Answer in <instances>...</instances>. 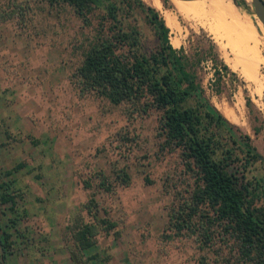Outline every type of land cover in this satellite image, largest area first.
Masks as SVG:
<instances>
[{
	"label": "rangeland",
	"instance_id": "1",
	"mask_svg": "<svg viewBox=\"0 0 264 264\" xmlns=\"http://www.w3.org/2000/svg\"><path fill=\"white\" fill-rule=\"evenodd\" d=\"M142 1L153 7L151 0ZM159 1V15L165 19V10L174 17L175 30L164 20L171 45L201 54L196 71L205 97L249 136L259 155L245 177L263 176L264 31L249 0L248 8L232 0ZM111 6L122 29L137 33L142 50L156 45L144 12L122 0H101L88 14L89 24L67 5L0 0V172L22 163L13 174L20 200L12 227L0 204L11 241L4 256L0 248V264H74L67 247L75 225L89 219L82 205L90 194L118 233L96 236L84 252L97 255L91 264H198L203 254L193 236L167 237L168 211L191 179L176 150L158 149L159 112L136 115L127 104L80 94L72 83L70 74L99 21L102 32L111 24ZM240 46L253 48L261 62L254 65ZM213 57L232 72L222 74L220 92L211 85ZM120 167L130 176L127 185H118L112 174ZM97 171L115 185L112 192L95 185Z\"/></svg>",
	"mask_w": 264,
	"mask_h": 264
},
{
	"label": "trees",
	"instance_id": "2",
	"mask_svg": "<svg viewBox=\"0 0 264 264\" xmlns=\"http://www.w3.org/2000/svg\"><path fill=\"white\" fill-rule=\"evenodd\" d=\"M44 1L51 6H69L89 24L88 14L101 0ZM122 1L126 8L135 6L144 12L157 39L156 45L142 50L137 33L122 29L111 6L107 13L111 24L102 32L99 21L81 51L80 63L70 74L72 83L80 94L93 93L112 105L127 104L130 113L141 116L152 109L159 112L158 149L176 150L183 173L191 179L185 195L168 211L167 237L193 236L203 250L198 264H264V175L245 177L248 166L259 159L249 136L205 97L196 71L201 54L188 55L182 45L173 47L165 19L154 7L142 0ZM236 2L248 8L245 0ZM212 65L211 85L215 92H220L222 74L232 72L215 57ZM21 166L18 162L0 172V204L10 214L7 220L11 227L16 222V198L20 200L13 174ZM112 174L118 185L130 182L123 167ZM94 176L98 188L107 193L113 191L115 185L104 172L97 171ZM82 185L89 188L88 179ZM82 206L89 219L75 225L67 249L74 264H91L97 255L84 252L94 246L96 236L118 233L116 222L104 210L100 209L101 215L98 213L92 194ZM10 242V233L0 222L2 256L10 248Z\"/></svg>",
	"mask_w": 264,
	"mask_h": 264
},
{
	"label": "bare ground",
	"instance_id": "3",
	"mask_svg": "<svg viewBox=\"0 0 264 264\" xmlns=\"http://www.w3.org/2000/svg\"><path fill=\"white\" fill-rule=\"evenodd\" d=\"M147 1H149V0H147ZM174 1H175L174 3L177 4V0H174ZM151 2H152L153 7L155 6L157 9H160L161 8V4H160V1L159 0H151ZM164 11L162 10L161 13L165 16V19H166L168 25H170V28L172 30H175L176 26L174 24V19H173L174 17L172 18L170 15L166 14ZM235 41L237 42L235 45H237L238 44V40L235 39ZM173 44L177 45L178 44V41L174 39L173 40ZM240 50H242L243 55H247L246 58H251V59L254 60V62H255L254 65L259 64V61L261 60V57H260L259 53H257L253 48L250 49V52H249L247 48H244L243 46H240ZM251 62H249V63H251Z\"/></svg>",
	"mask_w": 264,
	"mask_h": 264
},
{
	"label": "water",
	"instance_id": "4",
	"mask_svg": "<svg viewBox=\"0 0 264 264\" xmlns=\"http://www.w3.org/2000/svg\"><path fill=\"white\" fill-rule=\"evenodd\" d=\"M232 2L236 5L235 0H232ZM249 4L252 8L257 23H259V25L264 30V0H249ZM262 161H264V159H262Z\"/></svg>",
	"mask_w": 264,
	"mask_h": 264
}]
</instances>
